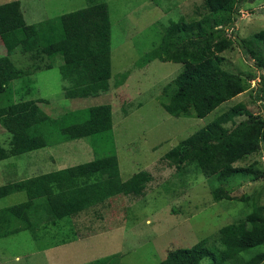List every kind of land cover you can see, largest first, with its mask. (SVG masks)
<instances>
[{
	"label": "rangeland",
	"instance_id": "374dc122",
	"mask_svg": "<svg viewBox=\"0 0 264 264\" xmlns=\"http://www.w3.org/2000/svg\"><path fill=\"white\" fill-rule=\"evenodd\" d=\"M10 1L14 0H0V4ZM20 1L27 23L37 24L86 7L93 0ZM104 1L109 4L113 33L110 88L96 96L66 98L64 87L69 82L60 72V56L33 60L30 54L17 49L11 55L17 66L41 64L43 69L31 74L33 83L29 87L21 79L12 81L8 90L0 94V106L42 98V109L51 117H58L67 111L108 105L113 125L111 138L106 143L104 137V145L99 139V145L94 146L91 137L67 141L60 131L50 130L46 147L0 161V185L86 163L108 151L117 152L123 180L141 170L148 171L152 180L142 195H117L65 217L55 226L49 224L47 229L40 226L1 237L0 264H89L117 253L114 264H158L169 250L193 246L223 226L244 218L253 206L252 199L246 201L242 197L260 195L264 203V150L237 162L249 167L257 161L256 169L263 175L253 178L242 174L225 181L196 172L192 166L178 168L164 157L181 140L211 122L216 112L239 102L255 114H263L264 94L257 97L262 72L256 65L259 58L247 60L235 43L222 54L224 67L243 76L245 90L204 118L193 112L175 116L163 103L175 91V87L167 91V86L182 70V64L159 59L141 63L146 52L161 42L171 21L198 16L194 12L202 7V0ZM238 5L235 20L218 26L225 36L234 38L232 32L237 30L241 37L249 38L264 29V0H244ZM255 46L264 54V47ZM6 53L0 40V56ZM49 63L53 64L50 69L46 67ZM246 118L238 116L237 121ZM10 138V132L0 124V139L5 146ZM218 187L233 198H216L213 192ZM27 199L25 191L14 192L0 198V209ZM66 237L75 239L63 244ZM202 264L216 263L205 257Z\"/></svg>",
	"mask_w": 264,
	"mask_h": 264
},
{
	"label": "trees",
	"instance_id": "16d2710c",
	"mask_svg": "<svg viewBox=\"0 0 264 264\" xmlns=\"http://www.w3.org/2000/svg\"><path fill=\"white\" fill-rule=\"evenodd\" d=\"M242 1L202 0V7L194 12L198 16L171 21L161 42L146 52L142 65L159 59L183 66L167 86V91L175 87L163 103L171 114L193 112L204 118L245 90L243 76L224 67L222 54L235 43L247 60L259 58L256 65L262 72L257 97L264 94V54L255 46L264 47V29L249 38L241 37L236 30L231 38L218 27L235 20ZM112 37L110 8L104 0H93L86 7L37 24L27 23L20 0L0 4V40L7 50L6 55L0 56V94L14 80L21 79L29 87L33 83L31 74L43 69L41 64L29 68L17 66L11 58L17 49L30 54L33 60L60 56V72L69 82L64 87L66 98L96 96L108 90L112 77ZM46 67L50 69L53 64ZM126 76L124 73L123 77ZM43 101L22 99L0 106V124L11 135L8 146L0 139V161L46 147L47 134L54 129L67 141L91 137L94 146L99 145V139L104 145V137L106 143L111 138L110 106L77 109L51 117L40 106ZM262 108L263 114H255L239 102L216 112L211 122L166 152L165 159L178 168L192 166L196 172L220 181L242 174L260 177L263 173L256 169L257 161L249 167L237 162L264 150V104ZM242 115L247 118L237 121ZM111 144L114 145L112 139ZM151 180L152 175L146 170L123 180L117 152L108 151L86 163L0 185V198L18 191H25L28 196L24 202L0 209V238L40 226L47 229L49 224L55 226L65 217L117 195H142ZM213 194L218 199L233 198L222 187L215 188ZM241 199H252V210L244 218L223 226L193 246L169 250L158 264H202L205 257L216 264H264V203L260 195ZM68 238L62 241L75 239ZM118 257L119 253L89 264H114Z\"/></svg>",
	"mask_w": 264,
	"mask_h": 264
},
{
	"label": "crops",
	"instance_id": "0c3cea01",
	"mask_svg": "<svg viewBox=\"0 0 264 264\" xmlns=\"http://www.w3.org/2000/svg\"><path fill=\"white\" fill-rule=\"evenodd\" d=\"M5 160V159H4ZM2 161V160H1ZM69 242H72V241H69ZM69 242H67V243H69ZM66 242H64L63 244H67ZM63 244H61V245H63ZM58 246H60V245H58ZM55 247H57V246H55Z\"/></svg>",
	"mask_w": 264,
	"mask_h": 264
}]
</instances>
